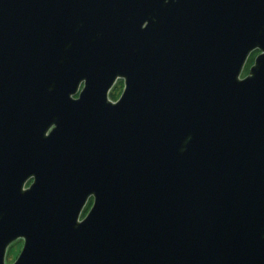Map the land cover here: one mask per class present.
I'll list each match as a JSON object with an SVG mask.
<instances>
[{
	"label": "water",
	"instance_id": "95a60500",
	"mask_svg": "<svg viewBox=\"0 0 264 264\" xmlns=\"http://www.w3.org/2000/svg\"><path fill=\"white\" fill-rule=\"evenodd\" d=\"M18 241L264 264V0H0V264Z\"/></svg>",
	"mask_w": 264,
	"mask_h": 264
},
{
	"label": "rangeland",
	"instance_id": "374dc122",
	"mask_svg": "<svg viewBox=\"0 0 264 264\" xmlns=\"http://www.w3.org/2000/svg\"><path fill=\"white\" fill-rule=\"evenodd\" d=\"M122 87H123V83L120 82L116 88L113 90L112 94L110 95V98L112 100H117L121 94V90H122ZM118 93H120L119 95H117ZM23 247V243L22 242H16L15 244H13L9 249H8V252H7V257H6V263L7 264H12L16 259L17 257L19 256L20 254V251Z\"/></svg>",
	"mask_w": 264,
	"mask_h": 264
},
{
	"label": "flooded vegetation",
	"instance_id": "af4514ba",
	"mask_svg": "<svg viewBox=\"0 0 264 264\" xmlns=\"http://www.w3.org/2000/svg\"><path fill=\"white\" fill-rule=\"evenodd\" d=\"M119 83H120V82H119ZM119 83H118V84H119ZM30 183H31V182H30ZM30 183L28 184V186L30 185ZM90 205H91V204H90ZM18 242H22V243H23V241H18Z\"/></svg>",
	"mask_w": 264,
	"mask_h": 264
},
{
	"label": "snow or ice",
	"instance_id": "6c2138e0",
	"mask_svg": "<svg viewBox=\"0 0 264 264\" xmlns=\"http://www.w3.org/2000/svg\"><path fill=\"white\" fill-rule=\"evenodd\" d=\"M76 99H77V100H79V99H80V97H77Z\"/></svg>",
	"mask_w": 264,
	"mask_h": 264
},
{
	"label": "trees",
	"instance_id": "16d2710c",
	"mask_svg": "<svg viewBox=\"0 0 264 264\" xmlns=\"http://www.w3.org/2000/svg\"><path fill=\"white\" fill-rule=\"evenodd\" d=\"M122 91V90H121ZM120 93H118L117 95H119Z\"/></svg>",
	"mask_w": 264,
	"mask_h": 264
}]
</instances>
